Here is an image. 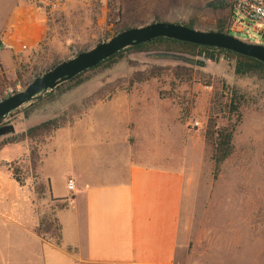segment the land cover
<instances>
[{
  "label": "rangeland",
  "instance_id": "1",
  "mask_svg": "<svg viewBox=\"0 0 264 264\" xmlns=\"http://www.w3.org/2000/svg\"><path fill=\"white\" fill-rule=\"evenodd\" d=\"M49 1L55 0L45 2L37 44L16 53L10 63L0 62V97L22 89L50 64L107 39L122 26L191 20L194 28L214 29L229 11V0H59L54 6ZM231 22L235 32L230 34L264 45V24L235 11ZM138 52L125 50L84 73L77 83L36 94L0 120L14 128L13 133L0 136V142L25 130V123L31 122L29 127L56 117L63 126L98 101L133 103L145 95L147 102L131 109V119L139 122L131 127L143 139L138 148L151 155L149 161L166 159L188 170L179 222L183 249L176 262L264 264V80L235 75L233 59L225 53L212 59L190 53L203 59L204 65H186L190 67L186 74L175 68L184 64L142 60ZM211 106L220 111H211ZM108 110L107 105L100 106L98 114ZM220 128L232 129V150L214 171L210 156ZM50 135L0 147V167L9 173L0 169V242L13 236L11 231L17 232L11 225L18 223L17 215L31 216L35 206L46 208L39 222L41 228L48 226V232L40 236L54 242L53 209L61 203L44 206L39 200L44 197V184L43 193H35L32 200L11 180L14 171L17 184L35 192L43 182L35 167ZM29 149L34 151L32 159Z\"/></svg>",
  "mask_w": 264,
  "mask_h": 264
},
{
  "label": "crops",
  "instance_id": "2",
  "mask_svg": "<svg viewBox=\"0 0 264 264\" xmlns=\"http://www.w3.org/2000/svg\"><path fill=\"white\" fill-rule=\"evenodd\" d=\"M45 2L0 0L1 64L40 40ZM112 100L90 105L55 129L39 154L35 172L45 184L39 200L61 203L53 209L58 244L31 231L46 214L35 206L31 216L11 222L17 232L0 242V264H178L188 170L166 159L149 161L138 148L143 139L131 127L139 123L131 109L147 102L145 95L133 103ZM106 105L108 113L99 115ZM11 180L36 199L33 189Z\"/></svg>",
  "mask_w": 264,
  "mask_h": 264
},
{
  "label": "water",
  "instance_id": "3",
  "mask_svg": "<svg viewBox=\"0 0 264 264\" xmlns=\"http://www.w3.org/2000/svg\"><path fill=\"white\" fill-rule=\"evenodd\" d=\"M159 36L230 50L253 57L264 63V45L262 44L238 38L229 32L192 28L182 23L166 20H153L124 28L110 35L107 39L99 41L69 58L58 61L42 73L32 77L22 89L13 91L0 98V120L36 94L53 88L59 82L67 80L82 70L95 65L119 49ZM137 56L142 60L152 62L204 65L203 59L175 50H143L139 51ZM13 132L12 123L0 124V136Z\"/></svg>",
  "mask_w": 264,
  "mask_h": 264
},
{
  "label": "trees",
  "instance_id": "4",
  "mask_svg": "<svg viewBox=\"0 0 264 264\" xmlns=\"http://www.w3.org/2000/svg\"><path fill=\"white\" fill-rule=\"evenodd\" d=\"M228 6H229V11L227 13V17L226 18L224 17L222 20L217 21L216 26L214 27V30H217L220 32H228V27L230 24V15H231L230 2L229 1H228ZM120 16H122V14L121 15L119 14V17ZM181 23L187 27L194 28L191 20H189L188 22H181ZM224 25H225V28H224ZM127 27H129V25L128 26H122L117 30V32L124 29V28H127ZM154 49L175 50V51L186 52L189 54L197 52V53H201L205 57H208L211 59L215 57V54L225 53V54H228L233 59L232 69H233V73L235 75L240 76V75L250 74V75H254L255 77H257L261 80H264V63L253 58V57L238 54V53L232 52L230 50H226V49H222V48H218V47L199 45V44H194V43L181 41V40H177V39H173V38L159 36V37L151 38V39L144 41V42H140L137 44H132V45H128L126 47H123V48L119 49L118 51H116L115 53H113L112 55L100 60L95 65L82 70L81 72L77 73L76 75H74L73 77H71L67 80L59 82L57 85H55L51 89L45 90V92H53L54 90L60 89L62 86H65V85L69 86V84L79 82L81 80V76L84 73L113 60L114 58L119 56L121 54V52H123L125 50L143 51V50H154ZM57 62L50 64L48 66V68ZM153 67H155V66H153ZM48 68H46V69H48ZM155 68H160V67L158 66ZM175 68L181 69L182 73L188 74L190 72V70H189L190 67H188L186 65H176ZM46 69H44L43 71H45ZM43 71H41L40 73H42ZM40 73H37L36 75H38ZM2 97H4V96H2ZM2 97H0V98H2ZM232 99H234V96H232ZM27 104H30V102H28ZM230 108L233 110L236 108V105L233 103L232 105H230ZM211 111L218 112V111H220V109H215L214 106H211ZM25 114H27V112ZM61 123L62 122H59L56 117H51V118L42 120L40 122L33 124V126L26 127L25 130L19 132L18 134H14L11 138L2 140L0 142V147L4 146L6 144H10V143L21 142L25 139H30V138H33L35 136L49 135L55 129L60 127ZM231 134H232V129L227 130L226 128H220L216 131V136H215V140L213 141V146H212V151H211V156H210L214 171L218 168V165L221 163V161L226 156H228L232 150ZM28 151H29L28 156L30 159H32V156L34 157V151L30 150V149ZM12 178L16 183H18V180L15 177L14 171H12ZM43 184H44L43 182H40L38 185L35 186L34 189H35L36 194L40 195L43 193ZM41 225H42V223L39 222L37 226H34L33 228H31V231L38 236L42 235L43 233L48 232V226H44L43 228H41ZM53 238H54V243L58 244V239H59V227H58V225H56V227H55V234H54Z\"/></svg>",
  "mask_w": 264,
  "mask_h": 264
},
{
  "label": "built area",
  "instance_id": "5",
  "mask_svg": "<svg viewBox=\"0 0 264 264\" xmlns=\"http://www.w3.org/2000/svg\"><path fill=\"white\" fill-rule=\"evenodd\" d=\"M58 1H49V4L54 6ZM229 2L231 14L232 11H235L254 22L264 24V0H229ZM228 32H235V27L231 22V15ZM193 124H197V122L194 121ZM66 183L68 187L72 186V180L68 179Z\"/></svg>",
  "mask_w": 264,
  "mask_h": 264
}]
</instances>
